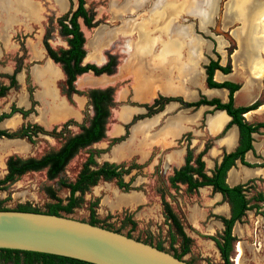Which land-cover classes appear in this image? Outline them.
<instances>
[{
    "label": "rangeland",
    "instance_id": "obj_1",
    "mask_svg": "<svg viewBox=\"0 0 264 264\" xmlns=\"http://www.w3.org/2000/svg\"><path fill=\"white\" fill-rule=\"evenodd\" d=\"M240 2L249 10L245 21L235 10L236 3ZM168 3L179 10L177 16L168 12L171 11ZM83 4L92 20L90 27L80 19L77 21L83 44L86 43L87 51L84 48V52L87 55L83 63L102 65L108 56H113L116 67L111 75L87 73L77 77L75 88L78 91L73 96L78 98L76 103L63 93L64 77L60 67L47 61L43 48L46 40L56 52L66 49L57 22L75 9L76 0H0V86L7 85V77L18 70L14 74L17 86L0 97V111L7 112L13 107L28 111L24 118L17 113L21 122L11 130L16 131L21 125L34 135L32 142L23 138L4 144L6 139H0V179L5 174L7 156L40 158L56 151L66 138L88 125L92 109L85 99L87 91L97 88L113 91L105 138L88 149L78 150L53 179L47 178L45 170H39L6 184L0 190L1 206L14 209L25 205L43 212L53 202L50 192L64 201L68 191L58 185V180L72 182L87 153L93 151L97 165L109 162L121 166V178L127 187L118 188L114 180L98 181L82 195L76 194L81 200L79 206L69 214L60 213L62 216L88 222L91 205L97 226L151 246L160 244L163 251L171 255L179 254L181 237L165 217L162 206L165 202L189 238L188 251L181 259L188 264H222L210 238L221 233L220 218L228 216L227 205L210 188L191 193L181 184L171 188L167 177L172 166L164 164L165 158L175 157L179 152L183 155L186 148H190L194 156L205 144H210L203 161L205 171L211 170L226 149L221 145V138L216 136L215 140L204 130L208 109L180 110L185 133L180 139L169 142L165 130L170 114L155 121L144 118L149 117L146 113L138 120L131 119L133 115H129L128 107L144 108V104L129 99V71L134 64L133 58L139 55L140 44L153 45V54L156 53L154 50L161 44V22L156 19H162L167 22V43H178L183 49V59L189 57L191 49L197 48L198 42L193 45L190 40H204L198 55L193 58L190 54L197 70L206 57L204 50H209L218 65L222 62V67L230 66L233 80L241 87L234 105L258 102V110L244 118L248 123H264V68L256 76L253 67L261 64L247 66L245 62L249 52L245 46L249 42L254 45L250 62L264 63V30L260 32L259 29L264 24V0H83ZM159 8L166 11L164 16L152 17L154 9ZM256 12L259 15L253 16L250 23V15ZM246 23L252 26L250 33L246 31ZM141 29L147 34L143 41ZM257 45L260 47L256 49ZM176 58L167 54L166 60L175 62ZM146 60L150 66L151 56ZM189 78L191 83L184 85V91H190L189 96L179 98L185 102L196 100L197 91L202 90L196 73L191 72ZM7 124L13 126L12 121ZM252 139L254 151L247 157L252 167L236 166L229 176L231 181L235 179L245 184L244 195L251 207L232 227L235 242L229 256L231 264H236V258L238 264H264V132L260 130Z\"/></svg>",
    "mask_w": 264,
    "mask_h": 264
},
{
    "label": "trees",
    "instance_id": "obj_2",
    "mask_svg": "<svg viewBox=\"0 0 264 264\" xmlns=\"http://www.w3.org/2000/svg\"><path fill=\"white\" fill-rule=\"evenodd\" d=\"M78 19H80L86 27H90L92 24L91 18L84 9L83 0H76L75 9L64 17V19H60L57 22L59 34L65 38L67 46L66 49L56 52L49 47L46 40L43 41V48L47 57L53 63L58 64L64 74L63 93L67 97L76 93L73 88V82L77 76L87 72H91L94 76H99L101 74L111 75L116 66L115 58L113 56H108L107 61L99 67L92 64L82 65L81 62L85 54L82 47L84 39L79 29L77 22ZM215 70L222 74H228L231 71L230 66L226 65L222 67L218 65L217 61L212 60H209L207 65L204 66L206 87L225 89L227 91L226 102L222 103L215 98L206 99L203 96H199L198 100L194 102H184L179 98L158 96L150 105H144V108L146 110V115L149 114L150 116L160 111L168 102H177L181 108L191 109H197L200 106H209L212 107V110L224 111L230 118L217 137L222 136L231 125H234L237 128L238 139L236 147L233 151L222 154L219 163L214 166L210 176H207L204 172V165L201 160L202 156L210 148V144H205L203 149L194 156L190 149H186L183 166L174 170L172 175L167 179L171 188H176L177 184H184L187 193L196 191L197 188L209 186L211 187L212 192L219 193L222 200L228 204V218H220L222 231L216 237H211L210 240L213 242L222 264H231L229 256L233 243L235 242V237L231 233L232 227L234 223L240 221V219L244 216V213L247 210H250L251 207L244 195L245 184L229 187L225 183V176L227 171L234 167L235 161H238L240 165L244 167H252L251 164L244 161L243 156L246 152H253V140L251 134H258L260 130L264 132V123H248L244 120L243 115L249 111L257 109L259 103L255 101L248 106H234L233 93L239 89V85L230 82L217 83L213 81L212 76ZM17 71L18 70L7 77L9 81L6 86H0V97H3L9 89L17 86L14 79V74ZM112 93L113 91L111 88L103 90L92 89L87 91L86 97L89 100L92 109V117L88 125L81 127L78 133L66 138L56 151L44 154L37 159H21L13 156L7 157L5 161V174L0 179V190H2L3 186L6 184L13 182L16 178L28 172L45 170L47 178L53 179L61 173L67 162L77 153L79 149L86 148L103 139L105 124L109 117V107L112 105ZM14 113H18L22 118H24L29 112L13 107L10 108L8 113L0 114V121L10 117ZM138 118L139 117H136V119ZM36 127L41 129L38 126ZM1 137L6 139L25 138L28 142H32L34 135L28 133L26 127L24 128L20 126L16 131L0 130V138ZM95 153L96 152L93 151L87 153L76 178L72 182L61 178L58 180V185L68 191V196L64 199V201L56 198L54 194L50 192L49 197L53 199V202L50 203L43 212L25 205H18L13 210L41 212L50 215L62 216L60 213L69 214L74 208L79 206L81 200L76 196V194L82 195L90 187L95 186L98 181L108 182L114 180L118 188L126 189L127 184L124 183L121 178L123 175L121 172V166L106 162L97 165L94 160ZM162 206L165 217L169 220L172 226L176 229L178 235L181 237V251L179 254H173L175 258L181 259V257L188 251L187 243L189 238L183 233L175 215L172 213L168 205L163 202ZM6 209L7 208L1 206L0 202V210ZM88 211V223L91 225H97L98 220L95 217L94 210L91 205L89 206ZM125 236L129 237L128 235ZM171 243L172 239H170V244ZM154 247L163 251L160 244H157ZM7 263L90 264L59 256L0 249V264Z\"/></svg>",
    "mask_w": 264,
    "mask_h": 264
},
{
    "label": "crops",
    "instance_id": "obj_3",
    "mask_svg": "<svg viewBox=\"0 0 264 264\" xmlns=\"http://www.w3.org/2000/svg\"><path fill=\"white\" fill-rule=\"evenodd\" d=\"M238 7V4L236 3L235 8ZM164 9H162V14L160 17L162 18L164 16ZM168 13V12H167ZM178 13L173 14L174 16H177ZM241 17V16H239ZM242 19V17H241ZM159 20L161 23L159 25L160 29V38H161V44L159 45V48L156 51L155 54H153V45L148 46L147 42L143 44H140L139 46V55L135 56L133 58V67L130 66L129 71V81H128V96L130 101L136 104H145L150 103L153 98H155L157 95L162 96H177L182 95L184 90V85L187 83H191V78H189V75L191 72L196 73V76L199 77V87L202 89L201 92L208 98H218L221 102L226 101V95L227 91L224 89L217 90V89H207L203 86V80H204V72L202 69V65H205L207 63V58L212 59L211 53L208 51H205V58L200 62L199 70H197L196 61L190 57V54H192L193 58L198 55V50H200V46L203 45L204 42L203 39H197V40H190L193 45H196V41L198 42L196 49H191L189 53V57L186 59H183L182 53L183 49L178 45V43H167V29H166V23L162 19H156ZM162 25V26H161ZM141 37L142 41L146 37V33L143 32V29H141ZM163 37L165 39H163ZM196 39V38H195ZM202 41V42H201ZM148 53H150L148 55ZM167 54L175 55L176 61L175 62H169L166 60ZM147 56H151V65L148 66ZM244 62V60H243ZM245 62L247 66L252 65L253 62H250V57L246 55ZM132 63V62H131ZM244 64V63H243ZM220 66H222V62L219 63ZM254 68V67H253ZM255 69V68H254ZM188 71L190 73H188ZM257 71V70H256ZM256 74V73H255ZM257 76V74H256ZM213 81L220 83L223 81H229L235 83V81L232 78V73L228 74H222L219 71H214ZM238 92V91H237ZM235 92L233 94V99L235 102V96L237 94ZM72 101L77 103L78 98L75 96V98L72 96ZM259 108V107H258ZM258 108L254 111L258 110ZM201 109H208L209 107L203 106ZM180 109L176 105V103H169L164 106L163 110L153 116H151L147 120L155 121L157 119L162 118V116L166 114H170L169 119V125L167 129L165 130V134L169 139V142H174L177 140L184 132L185 130L182 128V124L180 121V115H179ZM5 112V111H0ZM250 112V113H251ZM128 113L130 116L132 115H141L144 113L143 108L141 107H128ZM65 115V114H64ZM76 116V115H75ZM75 120L76 117L72 116ZM245 117V114H244ZM12 121L13 126H9L7 122ZM229 121V117L223 112V111H214L211 114H208L205 121H204V130L208 135H216L221 131L223 126ZM19 115L14 114L8 119H3L0 122V130H11L14 126L20 124ZM229 131V132H228ZM228 134L224 135L221 138V145L226 149V152L231 151L236 146L237 141V130L235 126H231L228 129ZM252 134L251 136H253ZM1 139V138H0ZM4 139V138H3ZM8 141L12 140H5L3 143H8ZM226 146L228 148H226ZM252 154L251 152H246L244 155V160L247 161L248 155ZM179 157V159L177 158ZM181 158V153L175 157L170 156V162L177 161L179 162ZM236 166H239L238 163H236ZM230 172V171H229ZM229 176L232 174L230 172ZM228 176L227 183L229 185L235 184L237 181L235 179L230 180L231 178ZM231 181V182H230Z\"/></svg>",
    "mask_w": 264,
    "mask_h": 264
},
{
    "label": "water",
    "instance_id": "obj_4",
    "mask_svg": "<svg viewBox=\"0 0 264 264\" xmlns=\"http://www.w3.org/2000/svg\"><path fill=\"white\" fill-rule=\"evenodd\" d=\"M0 249L90 264H188L165 251L88 222L13 209L0 210Z\"/></svg>",
    "mask_w": 264,
    "mask_h": 264
},
{
    "label": "flooded vegetation",
    "instance_id": "obj_5",
    "mask_svg": "<svg viewBox=\"0 0 264 264\" xmlns=\"http://www.w3.org/2000/svg\"><path fill=\"white\" fill-rule=\"evenodd\" d=\"M147 36V35H146ZM85 45H86V43L85 44H83V50H84V48H85ZM85 50H86V48H85ZM87 51V50H86ZM85 53V52H84ZM86 55H87V52H86V54H84V57H83V59H82V65H84V63H83V61L86 59ZM45 56H46V58H47V61L49 62L50 61V63L52 62L48 57H47V55H46V52H45ZM209 60H212V59H209V58H207V63H208V61ZM213 61V60H212ZM53 63V62H52ZM207 63L205 64V65H207ZM53 64H55V63H53ZM86 64H92V65H95V66H97V67H99V66H102V65H97V64H93V63H86ZM56 65H58V64H56ZM205 65H202V69H203V72H204V66ZM60 67V66H59ZM116 67V66H115ZM115 69V68H114ZM60 70H61V68H60ZM215 71H217V70H215ZM61 72V74L63 75V77H64V74H63V72H62V70L60 71ZM87 73H91V72H87ZM87 73H83V74H81V75H85V74H87ZM214 73V72H213ZM92 74V73H91ZM81 75H79V76H81ZM93 75V74H92ZM101 75H105V74H101ZM204 75H205V72H204ZM79 76H77V77H79ZM100 76V75H99ZM77 77H76V79H77ZM206 77V76H205ZM205 77H204V80H203V86L205 87V88H207L206 87V85H205ZM213 77V76H212ZM65 78V77H64ZM14 79H15V77H14ZM76 79H75V81L73 82V88H74V90L75 91H78L77 90V88H75V84H76ZM213 80V79H212ZM15 81H16V79H15ZM63 82H64V80H63ZM223 82H229V81H223ZM221 83V82H220ZM230 83H233V82H230ZM16 84H17V82H16ZM233 84H237V83H233ZM238 85V84H237ZM6 86V85H5ZM240 88L241 87H239V89L237 90V91H239L240 90ZM207 89H214V88H207ZM10 90V89H9ZM8 90V91H9ZM92 90V89H91ZM95 90H102V89H95ZM217 90H221V89H217ZM225 90V89H224ZM7 91V92H8ZM237 91H235V92H237ZM6 92V93H7ZM234 92V93H235ZM187 93H190V91L188 92V90L187 91H184L183 90V93H182V95H177V96H162V95H157L155 98H153V100L154 99H156L158 96H161V97H167V98H181L182 96H185L186 98L189 96V95H187ZM233 93V94H234ZM75 95V93H73V94H71L70 96H69V99L72 101V96H74ZM196 96H197V99L196 100H198V98H199V96H203V97H205L206 99H208L201 91H197V94H196ZM87 97H85V99H86ZM210 99H213V98H210ZM215 99H218V98H215ZM152 100V101H153ZM196 100H194V101H196ZM219 100V99H218ZM152 101L150 102V103H152ZM190 102H194V101H191V100H189ZM220 101V100H219ZM226 101H227V95H226ZM225 101V102H226ZM185 102V101H184ZM221 102V101H220ZM169 103H175V102H168L167 104H169ZM177 103V102H176ZM222 103H224V102H222ZM167 104H165V105H167ZM252 104V103H251ZM144 105H150V104H144ZM164 105V106H165ZM233 105H234V99H233ZM250 105V104H249ZM164 106L162 107V109L160 110V111H158V112H156V113H154V114H152V115H150L149 117H144V118H147V119H149L151 116H153V115H155V114H157V113H159V112H161L162 110H163V108H164ZM235 106V105H234ZM242 106H248V105H242ZM178 107H179V109L180 110H184V109H191V108H181L180 106H179V104H178ZM201 107H203V106H200V107H198L197 109H192V110H199V109H201ZM206 107H209V106H206ZM237 107V106H236ZM259 107V106H258ZM210 108V110L206 113V114H211V113H213L214 111H218V110H212V107H209ZM143 110H144V113H146V110H145V108H143ZM256 110V109H255ZM254 111V110H253ZM9 112V110L7 111V112H1L0 114H2V113H8ZM224 112V111H223ZM251 111H249V112H247V113H245V116H246V114H248V113H250ZM141 114V115H133L132 116V120L135 118L136 119V117H143V115H145V114ZM225 113V112H224ZM252 113V112H251ZM14 114H17V113H14ZM14 114H12V115H14ZM11 115V116H12ZM10 116V117H11ZM10 117H8V118H10ZM247 117V116H246ZM8 118H5V119H8ZM243 118H244V115H243ZM134 119V120H135ZM136 120H138V119H136ZM229 120H230V118H229ZM244 120H245V118H244ZM2 121V120H1ZM0 121V122H1ZM71 121H73V122H75V120H73V119H71ZM246 121V120H245ZM107 122V121H106ZM247 122V121H246ZM106 125V124H105ZM226 125V124H225ZM224 125V126H225ZM21 126V125H20ZM19 126V127H20ZM224 126H223V128H224ZM231 126H234V125H231ZM230 126V127H231ZM229 127V128H230ZM223 128L221 129V131L223 130ZM228 128V129H229ZM236 128V127H235ZM228 129H227V131H228ZM236 130H237V128H236ZM6 131H13V130H6ZM221 131L219 132V133H217L218 135L221 133ZM225 132L222 136H220L219 138H222L226 133L228 134V132ZM185 133V132H184ZM183 133V134H184ZM182 134V135H183ZM213 135V137L215 138L216 136H218V135ZM226 134V135H227ZM253 134H256V133H253ZM105 135H106V132L104 131V138H105ZM182 135L179 137V139L182 137ZM252 135V134H251ZM252 137V136H251ZM1 138H3V137H1ZM103 138V139H104ZM4 139H6V138H4ZM237 139H238V133H237ZM7 140H15V139H7ZM102 140V139H101ZM100 140V141H101ZM215 140H216V138H215ZM253 140V139H252ZM100 141H98V142H100ZM98 142H96V143H98ZM96 143H93V144H91L90 146H88V147H86V148H83V149H88L89 147H91L92 145H94V144H96ZM236 145H237V141H236ZM236 147V146H235ZM234 147V148H235ZM226 148H228L227 146H226ZM234 148L231 150V151H233L234 150ZM252 148H253V141H252ZM186 149H190V148H186ZM79 150H81V149H79ZM191 150V149H190ZM231 151H229V152H231ZM254 151V150H253ZM185 152H186V150H185ZM185 152L183 153V155H181V158H180V160H179V162L177 163V161H172V162H170V157H167V158H165V160H164V164H166V165H171L172 167L170 168V174H169V176L167 177V179L172 175V172L174 171V170H177V169H179L180 167H182L183 166V164H184V157H185ZM200 152V151H199ZM199 152H197V153H199ZM229 152H226V151H223V153H229ZM250 152V151H249ZM196 153V154H197ZM222 153V154H223ZM251 153H253V152H251ZM195 154V155H196ZM245 155V154H244ZM204 156V155H203ZM203 156H202V158H201V160H202V162H203V165H204V161H203ZM222 156V155H221ZM221 156H220V158H219V160L218 161H216V163L215 164H213V166H212V168H211V170H209L208 172H206L205 171V166H204V172L206 173V175L207 176H210V173H211V171L213 170V168H214V166L215 165H217L218 163H219V161H220V159H221ZM7 157H9V156H7ZM7 157H6V159H7ZM95 157V156H94ZM178 159H179V157H177ZM6 159H5V161H6ZM243 159H244V156H243ZM245 161V160H244ZM247 162V161H246ZM104 163V162H103ZM106 163H109V162H106ZM236 163H238L239 165H240V163L238 162V161H235V163H234V167H232V168H230L228 171H227V173H226V176H225V183L229 186V187H232V186H235V185H239V184H241V183H235V185H233L232 184V186L231 185H229L228 183H227V178H228V176H229V174H228V172L230 171H232L233 172V168H236ZM113 164H115V163H113ZM4 165H5V162H4ZM117 165V164H116ZM240 166H242V165H240ZM229 172V173H230ZM238 181V180H237ZM233 182V181H232ZM168 183V182H167ZM177 185H179V184H177ZM181 185H184V184H181ZM185 186V185H184ZM201 188H210V190H211V187H209V186H205V187H201ZM201 188H197L196 189V191H198L199 189H201ZM185 190H186V187H185ZM194 192V191H193ZM211 192H212V190H211ZM214 194H219V193H217V192H213ZM219 196H220V198H221V201L224 203V204H226L227 205V209H228V216H229V207H228V204L225 202V201H223L222 200V197H221V195L219 194ZM248 211V210H247ZM245 214V213H244ZM228 216L227 217H224V218H228ZM235 224V223H234ZM231 233H232V230H231ZM131 238V237H130ZM133 239V238H132ZM135 240V239H134ZM136 241H138V240H136ZM143 243V242H142ZM214 245V244H213ZM151 246V245H150ZM154 247V246H153ZM215 247V246H214ZM173 256V255H172ZM182 260V259H181Z\"/></svg>",
    "mask_w": 264,
    "mask_h": 264
},
{
    "label": "bare ground",
    "instance_id": "obj_6",
    "mask_svg": "<svg viewBox=\"0 0 264 264\" xmlns=\"http://www.w3.org/2000/svg\"><path fill=\"white\" fill-rule=\"evenodd\" d=\"M138 1V0H137ZM252 1V0H251ZM257 2V1H256ZM168 5H169V7H171V11H168L169 13H171L172 15L173 14H176V13H178L179 12V10L177 9V8H174V4L173 3H168ZM176 5V4H175ZM256 5V4H255ZM258 5V4H257ZM254 6V5H253ZM208 8V7H207ZM251 8V7H250ZM162 9L163 8H159V9H154V11H153V13L151 14L152 15V17H160V15L162 14ZM235 10H236V12H237V15L238 16H241L242 17V19L245 21V19H246V17H248L247 15V13H248V8H246L245 7V5H244V3L243 2H240V3H238V7L237 8H235ZM206 13V12H205ZM211 13V12H210ZM195 14V13H194ZM247 14V15H246ZM259 15V13H255V15L254 14H251L250 15V17H251V19H250V23H252V19H253V16L254 17H257ZM209 16V15H208ZM213 17V16H212ZM161 18V17H160ZM157 19H159V18H157ZM227 20V19H226ZM229 20V19H228ZM227 20V21H228ZM248 22V21H247ZM249 23V25H247V23H246V27H247V33H250V31H251V27L252 26H250L251 24ZM245 27V28H246ZM260 29V32H261V30L263 31L264 30V24H262V27H260L259 28ZM245 30V29H244ZM242 34V33H241ZM264 36V35H263ZM102 43V42H101ZM255 44V43H254ZM251 47H254V45L252 44H249V42L246 44V46H245V48H246V51H249V52H247L246 53V55L247 56H251V51H252V48ZM258 47H260L259 45H257L256 46V49L258 48ZM253 62V61H252ZM257 64H261V65H259L258 66V68H255L257 71H256V74H257V76H258V74H260V73H262V71L264 70L263 68H264V63H262V62H260V63H258V60H255V62H253V66H255V65H257ZM263 69V70H262ZM62 108V107H61ZM64 109L62 108V111H63ZM60 112V111H59ZM64 112V111H63ZM250 113H248V114H246V116H248ZM231 180V179H230ZM231 182V181H230ZM236 252H237V254H238V256H239V247L238 246H236ZM237 259L238 258H236V264H238V261H237Z\"/></svg>",
    "mask_w": 264,
    "mask_h": 264
}]
</instances>
